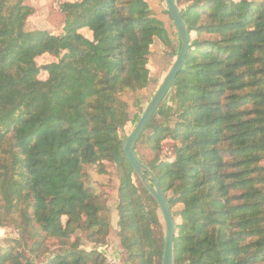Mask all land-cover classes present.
I'll list each match as a JSON object with an SVG mask.
<instances>
[{
  "label": "trees",
  "instance_id": "16d2710c",
  "mask_svg": "<svg viewBox=\"0 0 264 264\" xmlns=\"http://www.w3.org/2000/svg\"><path fill=\"white\" fill-rule=\"evenodd\" d=\"M55 1L59 36L26 28L29 0H0V227L17 232L0 241V264H107L108 209L88 173L107 175V163L124 262L161 264L158 207L121 133L124 95L147 87L168 33L147 0ZM174 2L189 44L134 152L146 133L153 157L137 158L172 213L173 264H264V0Z\"/></svg>",
  "mask_w": 264,
  "mask_h": 264
},
{
  "label": "rangeland",
  "instance_id": "374dc122",
  "mask_svg": "<svg viewBox=\"0 0 264 264\" xmlns=\"http://www.w3.org/2000/svg\"><path fill=\"white\" fill-rule=\"evenodd\" d=\"M28 3L34 9L32 14L26 19L25 24L28 30H40L58 36L63 34L64 23L62 20V16L58 12V3H56L55 0H29ZM147 3L152 11V14L161 21L163 27L167 31L169 42L167 44L157 39L154 40L151 54L149 56V84L143 90L137 91L135 93H126L124 95V100L128 105L130 120L121 133L124 141L128 134L132 131L135 123L146 108L147 104L157 92L180 49V40L171 16L168 14V10L164 0H147ZM80 33L85 38H91L90 34L86 30H82L80 31ZM36 61L37 65L41 68L38 78L44 81L47 79V74L42 70V68L45 65L53 62L54 59L49 55H44L39 57ZM146 135L147 134L145 133V138L141 140V143H139V145L137 146V150L135 151L136 157L138 158L142 157L143 159H150L153 157L150 148L145 143ZM172 147L173 142H163L160 159L171 161L173 159ZM106 168L108 170L107 175H97L95 170H90L88 172L90 176V183L96 189V191L103 196V200L106 203L110 219V232L106 240V245L98 246L97 251L103 255L107 264H111L108 262V257L114 258L116 260V264H128L124 262V258L119 245V239L117 237L118 177L114 165L107 163ZM136 184L139 186L138 181H136ZM146 205L150 207V204L146 203ZM181 208V205H177L173 208V212H178L181 210ZM156 214L161 224L160 238L163 240L164 244L165 227L159 208L158 211H156ZM176 222L179 223L178 218H176ZM15 238H17V232L12 227H0V241L6 239L11 240ZM80 238L85 248H92V245L88 244L84 240L83 235H80Z\"/></svg>",
  "mask_w": 264,
  "mask_h": 264
},
{
  "label": "water",
  "instance_id": "95a60500",
  "mask_svg": "<svg viewBox=\"0 0 264 264\" xmlns=\"http://www.w3.org/2000/svg\"><path fill=\"white\" fill-rule=\"evenodd\" d=\"M164 2L166 4L167 10L176 28L180 40V49L175 57L172 66L170 67L168 73L166 74L164 80L162 81L160 87L158 88L157 92L152 97V99L147 104L146 108L138 118L132 131L126 137L123 144V153L127 158L128 162L130 163L134 173L141 181L144 188L155 200L159 208V211L161 213L165 227V239L163 244L161 264H173V235L175 230V224L172 217V213L168 207L166 198L163 195L161 189L159 188L153 174L148 170V168L142 162H140V160L136 157L134 152V145L137 139L139 138L140 134L145 129V126L149 122L150 118L153 116V114L159 107L160 103L164 99L175 76L180 71L189 44V36L185 24L182 21L181 14L177 5L175 4L174 0H164ZM144 174H147L150 177V179L152 180V184L147 182Z\"/></svg>",
  "mask_w": 264,
  "mask_h": 264
},
{
  "label": "built area",
  "instance_id": "2783aa9c",
  "mask_svg": "<svg viewBox=\"0 0 264 264\" xmlns=\"http://www.w3.org/2000/svg\"><path fill=\"white\" fill-rule=\"evenodd\" d=\"M108 259H109V260H108L109 263H111V264H116V260H115L114 258H111V257L109 258V257H108Z\"/></svg>",
  "mask_w": 264,
  "mask_h": 264
}]
</instances>
